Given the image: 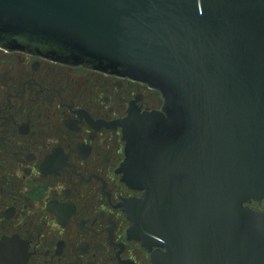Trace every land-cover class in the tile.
I'll list each match as a JSON object with an SVG mask.
<instances>
[{
	"label": "water",
	"instance_id": "95a60500",
	"mask_svg": "<svg viewBox=\"0 0 264 264\" xmlns=\"http://www.w3.org/2000/svg\"><path fill=\"white\" fill-rule=\"evenodd\" d=\"M0 48L161 94L158 111L140 113L139 94L125 119L69 107L80 121L63 120L122 127L117 171L141 197L115 207L150 264H264V0H0ZM18 237L2 238L0 264H27Z\"/></svg>",
	"mask_w": 264,
	"mask_h": 264
},
{
	"label": "flooded vegetation",
	"instance_id": "af4514ba",
	"mask_svg": "<svg viewBox=\"0 0 264 264\" xmlns=\"http://www.w3.org/2000/svg\"><path fill=\"white\" fill-rule=\"evenodd\" d=\"M139 94L140 113L161 110V94L143 83L0 48V118H7L0 119V241L17 235L28 243L27 264H122L107 228L124 245L120 261L150 264L149 252L128 239L124 207H115L141 197L117 171L125 159L122 127L95 130L82 116L74 130L63 121H80L71 112L80 109L94 122L125 119Z\"/></svg>",
	"mask_w": 264,
	"mask_h": 264
}]
</instances>
